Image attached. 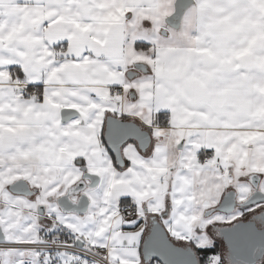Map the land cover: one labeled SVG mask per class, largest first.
Listing matches in <instances>:
<instances>
[{
    "label": "snow or ice",
    "instance_id": "snow-or-ice-1",
    "mask_svg": "<svg viewBox=\"0 0 264 264\" xmlns=\"http://www.w3.org/2000/svg\"><path fill=\"white\" fill-rule=\"evenodd\" d=\"M0 264H264V0H0Z\"/></svg>",
    "mask_w": 264,
    "mask_h": 264
}]
</instances>
